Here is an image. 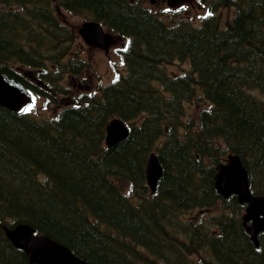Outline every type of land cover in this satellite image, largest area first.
<instances>
[{"label": "trees", "instance_id": "1", "mask_svg": "<svg viewBox=\"0 0 264 264\" xmlns=\"http://www.w3.org/2000/svg\"><path fill=\"white\" fill-rule=\"evenodd\" d=\"M52 3L129 38L115 80L79 94L61 83L73 63L87 64ZM210 4L193 25L132 0H0V72L45 104L72 98L47 117L0 105V264L27 262L1 228L18 222L90 264L263 262L264 232L254 246L243 205L217 192L213 173L235 153L251 192L264 195V0ZM219 7L233 14L222 21ZM177 61L186 64L167 71ZM113 116L129 133L106 146ZM152 150L163 168L153 192ZM213 208L221 213L206 216Z\"/></svg>", "mask_w": 264, "mask_h": 264}, {"label": "water", "instance_id": "2", "mask_svg": "<svg viewBox=\"0 0 264 264\" xmlns=\"http://www.w3.org/2000/svg\"><path fill=\"white\" fill-rule=\"evenodd\" d=\"M83 28L93 39L94 45L107 48L111 40L108 33L102 32L101 25L88 21ZM31 100L28 90L17 82L0 73V105L13 111H22ZM129 127L119 117L110 118L105 125L104 143L111 146L127 137ZM163 168L157 153L149 152L145 167L146 184L153 192ZM214 186L224 198L234 194L236 200L244 204L241 223L255 246L258 234L264 230V195L251 192L248 171L239 155L228 153L224 161H217L213 173ZM5 236L11 243L24 251L30 264H90L75 255L67 246L43 233H35L27 223L3 225Z\"/></svg>", "mask_w": 264, "mask_h": 264}, {"label": "rangeland", "instance_id": "3", "mask_svg": "<svg viewBox=\"0 0 264 264\" xmlns=\"http://www.w3.org/2000/svg\"><path fill=\"white\" fill-rule=\"evenodd\" d=\"M141 3L144 7L146 6L147 8L155 10L156 15L167 24H173L179 19H186L189 23L198 25L200 19L213 10L211 9L210 0H154V4L150 3V0H142ZM51 7L55 11V15L58 19L64 22V24L74 33L72 51L77 53L76 57L80 58L85 62V64H87L85 68L81 69L82 72L78 73L79 67L77 64L73 63L70 67H76L78 71L74 72L73 70H68L67 72H63L61 83L66 87L68 85L72 91L71 93L79 94L82 91H89L95 88L98 84L103 85L116 79L118 75L123 72L120 48L123 47L126 42V38L114 33L113 40L107 49H102L101 47L96 48L91 44L87 45L78 35V32L82 23L90 19L73 14L71 11L66 10L64 6L52 4ZM217 11L220 13L222 21L231 17L233 14V9L226 7H219L216 12ZM105 30L109 31L108 29ZM183 64L186 63L177 61L176 63L167 66V71H179L181 68L180 65ZM81 77H83V80H81ZM61 98L62 99L58 102L45 104L40 97L33 95V100L28 106V109H31L30 111L35 113H41L40 115L36 114L38 117H47L50 116V114L55 113L64 104L70 103V100L72 99L69 96ZM187 109L189 112L194 113L195 106L191 105L187 107ZM238 204L240 203L238 202ZM243 208L244 207H241L239 209L240 219L244 212ZM226 210L227 209H224V212ZM226 212L229 213L230 211L227 210ZM211 213L218 215L221 212L219 208H213L206 210L205 215L207 216V214L209 215ZM199 214L200 212L193 211L188 213L186 217L192 216L194 218H198Z\"/></svg>", "mask_w": 264, "mask_h": 264}, {"label": "flooded vegetation", "instance_id": "4", "mask_svg": "<svg viewBox=\"0 0 264 264\" xmlns=\"http://www.w3.org/2000/svg\"><path fill=\"white\" fill-rule=\"evenodd\" d=\"M134 1V0H133ZM136 2H138L140 5L142 4L141 2H142V0H135ZM150 3H152V4H154V0H150ZM141 6H143V5H141ZM144 7V6H143ZM144 8H146V9H148L149 11H151L152 13H154V14H156V11L155 10H153V9H150V8H147L146 6L144 7ZM65 9L66 10H69V9H67L66 7H65ZM69 11H71V10H69ZM109 30V29H108ZM85 39H88V36H86L85 35V37H84ZM6 237V236H5ZM8 240V242L11 244V246L14 248V249H16L15 248V246L11 243V241L9 240V239H7ZM262 252V259H263V262H261V263H257V264H264V249L261 251ZM13 264H17V263H13ZM26 264H30L29 262H26Z\"/></svg>", "mask_w": 264, "mask_h": 264}, {"label": "snow or ice", "instance_id": "5", "mask_svg": "<svg viewBox=\"0 0 264 264\" xmlns=\"http://www.w3.org/2000/svg\"><path fill=\"white\" fill-rule=\"evenodd\" d=\"M31 109H25V111H30Z\"/></svg>", "mask_w": 264, "mask_h": 264}, {"label": "bare ground", "instance_id": "6", "mask_svg": "<svg viewBox=\"0 0 264 264\" xmlns=\"http://www.w3.org/2000/svg\"><path fill=\"white\" fill-rule=\"evenodd\" d=\"M87 59V58H86ZM82 63V62H81ZM123 78V77H122Z\"/></svg>", "mask_w": 264, "mask_h": 264}]
</instances>
